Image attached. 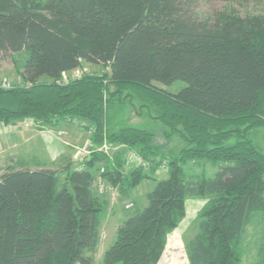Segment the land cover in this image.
Instances as JSON below:
<instances>
[{"label":"trees","instance_id":"16d2710c","mask_svg":"<svg viewBox=\"0 0 264 264\" xmlns=\"http://www.w3.org/2000/svg\"><path fill=\"white\" fill-rule=\"evenodd\" d=\"M23 52V85L0 87V125L80 120L91 153L80 170L0 166V264H97L107 204L97 173L124 194L154 184L99 264H158L197 198L207 202L188 264H242L252 216L264 213V149L252 135L264 129V0H0V54ZM82 62L110 73L62 83ZM178 81L177 94L154 84ZM133 92L156 111L164 142L132 125L109 129V105L132 107ZM174 138L184 148L165 154ZM104 145L124 148L111 156ZM127 152L147 167L127 168ZM191 163L218 169L191 176Z\"/></svg>","mask_w":264,"mask_h":264},{"label":"rangeland","instance_id":"374dc122","mask_svg":"<svg viewBox=\"0 0 264 264\" xmlns=\"http://www.w3.org/2000/svg\"><path fill=\"white\" fill-rule=\"evenodd\" d=\"M26 59H27V55L25 52L15 55L0 54V87L1 88L9 89L14 86L23 85L24 82L21 74L23 72V67ZM105 73H110V69H105L101 66H94L82 62L79 69L64 74L61 81L62 83H67L68 81L75 80L83 76L102 75ZM154 84L158 88L163 89L171 94H177L186 87V84L181 81L175 82L172 85H164L158 82H155ZM109 91L110 93L113 92L114 87H109ZM126 93L129 94L130 92L126 90L122 96V99L128 95ZM132 94L134 95L132 107L128 105L119 104L117 98H115L113 104L109 105L108 107L109 129L112 127H116V129L114 128L115 129L114 131H118L119 128H121L122 126L131 124L139 129L155 132L157 134L156 143H161V141L164 142V140L162 139L164 135L163 134L164 128L162 124L160 122L151 119L157 116L156 111L154 110L150 111V109L148 110L147 108H142L143 101L141 97L135 92H133ZM139 113L143 115L140 116ZM117 123L119 125H116ZM21 126L27 129H33V130L37 129L36 127H26L23 124H21ZM261 130L264 131V129ZM254 133L252 135L255 139L256 146H258V148L260 147L264 149L263 135L262 134L254 135ZM169 144H170L169 150L165 151V154L168 153L169 155H177L180 152V150L185 146V143L181 141L179 138L172 139ZM32 146L30 145H28V147L22 146L18 149V151L14 150V152H10L8 148L2 149L0 146V166H2L3 169H8V168L21 169V168H26V165L29 167H33L32 165H35L34 161L36 159L41 158V156L39 153H37L39 157L35 158L34 152L32 151L31 148ZM85 146L87 149L90 148L89 144H86ZM118 150H119L118 146H113V147L107 146V149L105 151L108 152L111 156H113V154L116 153ZM79 152L84 153V150L83 152L82 151ZM161 160L162 161L159 162L158 164L159 172L156 176L158 179L164 177L165 171L167 169V165L169 163L168 159H164V160L161 159ZM157 161H160V159ZM164 164L166 165V167L163 166ZM134 168H137V166H134ZM187 171L191 176L200 175L202 172H205L209 176H212V173L216 171V168H212V166L210 164L208 165V163L205 165L191 163L187 166ZM144 189L147 191L148 187ZM106 193H107L106 196L109 197V203L111 205L110 207L112 208L111 211L112 212L116 211L115 213H118V215H117V219L116 218L109 219V225H107L108 223H106L101 231V236H102L101 242L103 247L100 248L99 252L102 254L113 244L115 240V237L113 239V236L115 234L114 231L116 230L118 223L120 222L119 220L122 215V210L126 209L125 206H127L126 204L127 202H129V199H125L124 197V195L126 196L128 194L127 193L124 194V192H122L120 188L119 189L108 188ZM144 201H145L144 195L142 198H137L139 210H141V206ZM130 202L133 203V201ZM204 204H206L205 198H197L187 203V216L180 224L179 230H176L173 234V235H180V233L183 234V239L185 244L188 243L192 238H194V236L198 233L199 214ZM130 207L131 206H129L128 208L131 209ZM105 211L107 213L108 208L105 209ZM125 211H129L127 213H132L133 210L126 209ZM117 220L118 222L116 223ZM263 232H264V213H255L252 216L251 224L247 228L242 243V253H243L242 264L257 263L259 248L262 245V240H263Z\"/></svg>","mask_w":264,"mask_h":264},{"label":"crops","instance_id":"0c3cea01","mask_svg":"<svg viewBox=\"0 0 264 264\" xmlns=\"http://www.w3.org/2000/svg\"><path fill=\"white\" fill-rule=\"evenodd\" d=\"M116 125H119V124L117 123ZM0 126H3V125H0ZM87 126H88V123H84L80 120H74L71 122L64 121V122L54 123L52 126L51 125L42 126L36 130H33V129L23 128L21 124L17 122V123H14L13 125L0 127V146L2 149L8 148L10 152H14V150L18 151V149L22 146L28 147V145L30 146L33 145L31 148H32V151L34 152L35 158L39 157L37 153L40 154L41 158L36 159L34 161L35 165H32L33 167H29L26 165V168H31L33 170L51 169V170L60 171V172H62L64 169L68 167L75 169V170H80L82 169V167H84L83 161L86 158H88L89 154L91 153L90 131L89 129L86 128ZM114 128L116 127H112L110 128V130L113 131ZM259 134H262L264 137L263 130L256 131L254 133V135H259ZM86 144L90 145L89 149L86 148L85 146ZM168 146H170V144ZM103 147L99 148L98 150L106 152L105 149H103ZM121 148H124V147H121V146L118 147V149H121ZM259 149L263 150L260 147ZM83 150H84V153L79 152V151L83 152ZM106 153L109 154L108 152ZM133 154L134 152H127V155H126V160L128 161L127 168L129 169L134 166H137L134 164V160L131 159ZM217 169L218 167L216 168V171L212 173V176L217 172ZM62 176H64V174H62ZM165 177H167V173H165L163 178ZM97 178L98 179H97V183L95 184V190L97 194L102 198V201L107 202V204L104 203L106 207L105 209L108 208V212L106 213V216L102 222V226L100 230V233H101L105 224L108 223L107 225H109V219H112V218L117 219V215H118V213H115L116 211L115 212L111 211L112 208L110 207L111 205L109 203V197L106 196L107 194L106 192L108 188H113V189H119V188L112 187L110 183H108L103 178H101L100 173H98ZM100 179H102V182H103L102 191L100 189V184H99ZM146 187H148L147 191L144 189ZM153 187H154L153 182L147 181L141 186H139L138 188L127 192L128 195L126 196L124 195L125 199H129V202H127L126 204L127 206H125L126 209L127 210L132 209L133 211L132 213H127L129 211H125L126 209L122 210V215L119 220L120 222L118 223V226L116 230L114 231L115 234L113 236V239L116 236L117 229L127 218L135 215L137 211L139 212L143 210V208H145L146 200L143 202L141 206V210L138 209L137 198H142L143 195L145 197L146 194L149 193L153 189ZM192 200L194 199H189L186 201V210H187V203ZM130 201H133V203ZM129 206H131L130 207L131 209L128 208ZM117 222L118 220L116 221V223ZM179 227L176 230H179ZM174 232L170 234L167 245H166V249L158 264H188L183 234L180 233V235H173ZM101 241H102V236L100 235V243H99L96 257H95V261L97 264H99V262L102 260L103 255L106 251L105 250L103 254L99 252L100 248L103 247Z\"/></svg>","mask_w":264,"mask_h":264},{"label":"built area","instance_id":"2783aa9c","mask_svg":"<svg viewBox=\"0 0 264 264\" xmlns=\"http://www.w3.org/2000/svg\"><path fill=\"white\" fill-rule=\"evenodd\" d=\"M20 124H23L26 127H36L37 129L40 127L39 126V123H37V122H35V121L31 120V119L23 120V121L20 122ZM103 149L106 150L107 149V146L105 145L103 147ZM132 159H134V164L135 165H137L139 167L140 166L147 167L146 163H144L142 161V159L139 156H137L136 154H133L132 155ZM99 184H100V189L102 191L103 190V182H102V179L99 180Z\"/></svg>","mask_w":264,"mask_h":264}]
</instances>
